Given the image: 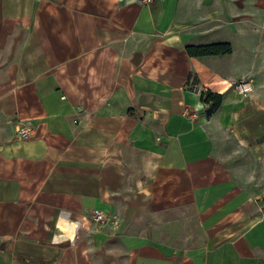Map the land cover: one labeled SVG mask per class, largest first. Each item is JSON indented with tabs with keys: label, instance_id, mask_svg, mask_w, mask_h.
<instances>
[{
	"label": "crops",
	"instance_id": "crops-1",
	"mask_svg": "<svg viewBox=\"0 0 264 264\" xmlns=\"http://www.w3.org/2000/svg\"><path fill=\"white\" fill-rule=\"evenodd\" d=\"M188 2L0 0V264H264V64Z\"/></svg>",
	"mask_w": 264,
	"mask_h": 264
},
{
	"label": "rangeland",
	"instance_id": "rangeland-1",
	"mask_svg": "<svg viewBox=\"0 0 264 264\" xmlns=\"http://www.w3.org/2000/svg\"><path fill=\"white\" fill-rule=\"evenodd\" d=\"M181 7L182 10L185 7L186 10L190 11H198L202 8L204 12H208V16L206 15L205 18L193 21L192 31L194 33L208 32L213 35L211 38H217L215 36L217 33H224V36L220 35L221 37L215 42H229L232 49L233 46H236L239 55L247 65L251 59V41H254L257 48L254 47L255 50L252 54L257 57L258 66L262 67L261 65L264 64V52L261 50V45L264 43V34L262 33L264 30L263 6H257L253 0H189ZM247 78L248 75H244L238 79L234 83L235 88L238 82H246L242 79ZM258 144L264 145V135L259 137ZM248 158L247 156L244 157L243 161L248 160ZM242 168L243 171L249 170L255 173L256 178L251 180V185L259 194L264 193V148L259 146L256 164L243 163ZM262 199L264 203V197Z\"/></svg>",
	"mask_w": 264,
	"mask_h": 264
},
{
	"label": "trees",
	"instance_id": "trees-1",
	"mask_svg": "<svg viewBox=\"0 0 264 264\" xmlns=\"http://www.w3.org/2000/svg\"><path fill=\"white\" fill-rule=\"evenodd\" d=\"M188 54L194 56L217 55L231 53L232 47L229 42H213L204 44H189L186 46ZM202 101L207 105L206 112L210 113L216 110L222 102L223 95L221 93L204 91L201 95Z\"/></svg>",
	"mask_w": 264,
	"mask_h": 264
},
{
	"label": "built area",
	"instance_id": "built-area-1",
	"mask_svg": "<svg viewBox=\"0 0 264 264\" xmlns=\"http://www.w3.org/2000/svg\"><path fill=\"white\" fill-rule=\"evenodd\" d=\"M139 2L148 3L150 0H138ZM236 88L240 92L246 91L249 86L247 82H238ZM32 125L30 123L24 122L20 123L17 133L22 138H27L32 132ZM91 221L96 225H103L105 223H112L113 226H117L119 223V217L116 213H107L101 209H94L90 214Z\"/></svg>",
	"mask_w": 264,
	"mask_h": 264
}]
</instances>
